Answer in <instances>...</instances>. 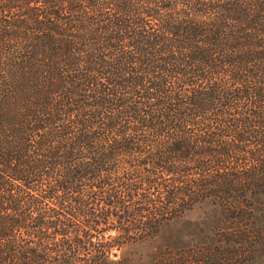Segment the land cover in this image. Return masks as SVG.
Wrapping results in <instances>:
<instances>
[{"label": "trees", "instance_id": "trees-1", "mask_svg": "<svg viewBox=\"0 0 264 264\" xmlns=\"http://www.w3.org/2000/svg\"><path fill=\"white\" fill-rule=\"evenodd\" d=\"M198 206L157 264H259L264 0H0V264H131Z\"/></svg>", "mask_w": 264, "mask_h": 264}, {"label": "rangeland", "instance_id": "rangeland-1", "mask_svg": "<svg viewBox=\"0 0 264 264\" xmlns=\"http://www.w3.org/2000/svg\"><path fill=\"white\" fill-rule=\"evenodd\" d=\"M210 210L207 206L195 207L192 211L187 212L180 221L163 225L159 232H152L156 235L153 240L143 244L136 243L128 246L126 250L129 251L128 255L133 259L131 264H135V259L137 260L138 257L142 258L143 256H145L147 264H157V259L162 258L164 260L165 257L169 258L173 251H178V248H180L181 252L195 250L198 245L194 246L195 239L193 238L197 235V232L205 230L204 226L210 225L213 221ZM109 235L114 236L116 232L106 233L105 237L107 238ZM123 252L122 250H114L111 258L118 260ZM258 262L259 264H264V255L259 257Z\"/></svg>", "mask_w": 264, "mask_h": 264}]
</instances>
